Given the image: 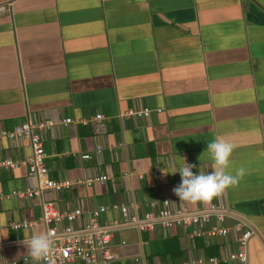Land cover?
<instances>
[{
  "label": "crops",
  "instance_id": "1",
  "mask_svg": "<svg viewBox=\"0 0 264 264\" xmlns=\"http://www.w3.org/2000/svg\"><path fill=\"white\" fill-rule=\"evenodd\" d=\"M140 108L149 115L125 116ZM46 119L55 121L42 141L48 177L107 178L19 198L12 192L34 187L36 177L25 165L0 168V263L37 264L23 241L45 226L10 223L38 220L41 201L60 212L80 208L74 229L108 207L98 227L111 232L112 264L148 262L164 237L176 251L166 263L236 249L232 230L221 237L136 227L163 199L188 213L210 207L181 204V176L172 172L186 162L211 173L207 143L219 137L235 145L233 169L247 174L212 204L230 229L240 222L250 231L247 264H264V0H0V130ZM30 154L26 138L0 137V159Z\"/></svg>",
  "mask_w": 264,
  "mask_h": 264
},
{
  "label": "built area",
  "instance_id": "2",
  "mask_svg": "<svg viewBox=\"0 0 264 264\" xmlns=\"http://www.w3.org/2000/svg\"><path fill=\"white\" fill-rule=\"evenodd\" d=\"M147 108L128 109L125 116L146 117L149 115ZM101 115L96 114L95 119ZM70 118H63L61 123L67 125ZM85 123V120H81ZM53 119H46L31 123L29 120L22 122L11 130H0V137L26 138L29 141L31 154L22 161L10 158L0 159V168H16L25 165L28 175L35 176L37 183L34 187H26L23 190H14L12 193L19 197H32L40 195L43 190L61 191L72 186H91L93 183H102L107 176L100 174L96 176L78 177L70 179H52L47 175V168L44 164L45 152L43 149V134L54 125ZM99 146H96L98 152ZM81 158H89L88 154H82ZM131 206V205H129ZM124 205L113 204L111 210H122ZM40 216L38 220H20L10 223L14 230L33 228L38 223L45 226L44 234H48L54 241L53 251L46 261L41 264H112L115 254L110 249L111 232L108 229L98 227V217L108 210V207L100 206L93 209L88 215V222L81 229H74L73 222L81 215L78 207L59 211L50 201H41ZM217 205L210 207L201 213H188L182 208L173 209L169 206L168 200L161 201V207L156 212H145L142 222H138V230H153L156 224L163 228L178 226L184 230L191 228L192 236H221L225 237L230 230L235 233L237 248L229 250L223 256L196 257L180 262L179 264H219L228 261H235L239 264H247L246 243L250 235L247 228H242L240 222H235L231 229L225 223V216ZM132 220V219H131ZM125 221V220H124ZM196 225H203L205 229H196ZM121 245L125 244L121 241ZM25 260V259H24ZM135 264H150L139 256L132 258ZM2 264V263H0ZM15 264V263H12ZM153 264H172L166 262H155Z\"/></svg>",
  "mask_w": 264,
  "mask_h": 264
},
{
  "label": "clouds",
  "instance_id": "3",
  "mask_svg": "<svg viewBox=\"0 0 264 264\" xmlns=\"http://www.w3.org/2000/svg\"><path fill=\"white\" fill-rule=\"evenodd\" d=\"M234 148L233 143L217 137L207 143L206 152L213 161L211 173H194V166L186 162L184 166L174 169L172 174L179 173L181 176L180 185L174 189L181 204L210 206L214 200L223 198L228 190L239 185L247 173L243 167L233 169ZM23 243L37 264L49 258L54 246L53 239L46 233L33 235Z\"/></svg>",
  "mask_w": 264,
  "mask_h": 264
},
{
  "label": "trees",
  "instance_id": "4",
  "mask_svg": "<svg viewBox=\"0 0 264 264\" xmlns=\"http://www.w3.org/2000/svg\"><path fill=\"white\" fill-rule=\"evenodd\" d=\"M169 241H172L171 240V237H164V238H161V240H158L157 242V245L156 246V249L153 251V253H149L148 254V258H146L148 260V263L150 264H153L155 262H166V256L169 255L170 251L171 253H175L173 249H171L169 247ZM215 249L217 247H214ZM155 255L157 257V259H154ZM208 255H216V252H210L208 253ZM147 257V256H146ZM220 264H223V263H220Z\"/></svg>",
  "mask_w": 264,
  "mask_h": 264
}]
</instances>
